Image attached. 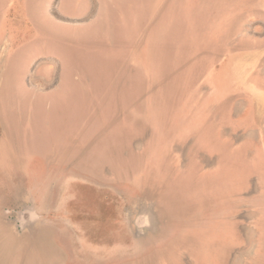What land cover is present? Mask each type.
Listing matches in <instances>:
<instances>
[{"label": "rangeland", "instance_id": "rangeland-1", "mask_svg": "<svg viewBox=\"0 0 264 264\" xmlns=\"http://www.w3.org/2000/svg\"><path fill=\"white\" fill-rule=\"evenodd\" d=\"M0 264H264V0H0Z\"/></svg>", "mask_w": 264, "mask_h": 264}, {"label": "bare ground", "instance_id": "bare-ground-1", "mask_svg": "<svg viewBox=\"0 0 264 264\" xmlns=\"http://www.w3.org/2000/svg\"><path fill=\"white\" fill-rule=\"evenodd\" d=\"M136 20V19H135ZM124 21V20H123ZM139 21V20H138ZM131 22V21H130ZM124 23H126L125 21H124ZM132 24H133V22H131ZM136 24H137V22H136ZM125 25H127V24H124V26ZM138 25V24H137ZM136 25V26H137ZM132 26V25H131ZM127 29H128V27H126ZM132 28V27H131ZM136 28H138V27H136ZM135 28V29H136ZM126 30V29H125ZM136 30H134V32H135ZM129 32V31H128ZM132 33V32H131ZM130 35V34H129ZM130 36H132V37H134L135 38V36H133V33H132V35H130ZM104 38V37H103ZM133 39V38H132ZM133 40H131V42H132ZM135 43V42H134ZM132 45H133V43H132ZM127 54V53H126ZM108 55V54H107ZM130 54H128V56H129ZM124 57V56H123ZM261 95H263V94H261ZM104 96V95H103ZM259 97H260V94H259ZM103 98V97H102ZM87 102H88V100H87ZM84 104H85V102H84ZM258 104H256V106H257ZM260 105V104H259ZM86 106V105H85ZM89 106V105H88ZM89 109H91V108H89ZM82 110H84V108H82ZM84 113V112H83ZM91 113V112H90ZM89 113V114H90ZM91 117V116H90ZM98 117V116H97ZM85 118V117H84ZM87 118V117H86ZM93 118H94V116H93ZM89 119V118H88ZM99 119V118H98ZM67 120V119H66ZM100 121V120H99ZM83 123H85V122H83ZM78 125H79V123H77ZM76 125V124H75ZM67 126V125H66ZM88 126V125H87ZM262 134V133H261ZM263 135V134H262ZM261 135V136H262ZM178 191H180V192H183L182 190H178ZM178 191L176 190V194L178 193ZM150 213V212H149ZM151 220V219H150ZM152 224V223H151ZM156 227V226H155ZM155 229V228H154Z\"/></svg>", "mask_w": 264, "mask_h": 264}]
</instances>
